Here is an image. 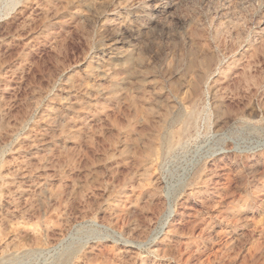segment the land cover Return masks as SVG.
Returning <instances> with one entry per match:
<instances>
[{
    "label": "rangeland",
    "instance_id": "1",
    "mask_svg": "<svg viewBox=\"0 0 264 264\" xmlns=\"http://www.w3.org/2000/svg\"><path fill=\"white\" fill-rule=\"evenodd\" d=\"M0 264H264V0H0Z\"/></svg>",
    "mask_w": 264,
    "mask_h": 264
}]
</instances>
